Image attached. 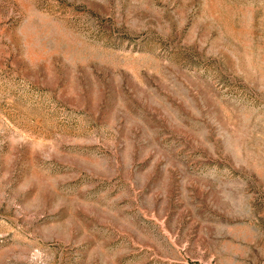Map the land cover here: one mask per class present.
<instances>
[{"label": "rangeland", "instance_id": "1", "mask_svg": "<svg viewBox=\"0 0 264 264\" xmlns=\"http://www.w3.org/2000/svg\"><path fill=\"white\" fill-rule=\"evenodd\" d=\"M0 264H264V0H0Z\"/></svg>", "mask_w": 264, "mask_h": 264}]
</instances>
